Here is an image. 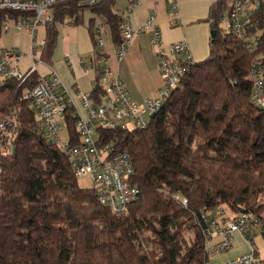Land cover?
Returning a JSON list of instances; mask_svg holds the SVG:
<instances>
[{"label":"trees","instance_id":"16d2710c","mask_svg":"<svg viewBox=\"0 0 264 264\" xmlns=\"http://www.w3.org/2000/svg\"><path fill=\"white\" fill-rule=\"evenodd\" d=\"M114 5L100 0L91 7L74 1L53 6L42 58L50 59L57 26L66 20L81 24L85 9L101 16L120 43ZM224 9L223 0L211 4L210 54L191 65L147 127L97 129L102 142L113 141L131 156L139 196L126 213H113L95 188L80 187L59 146L33 130V112L19 97L37 73L0 88V115L10 105L17 118L15 148L3 156L0 171V264H201L202 212L219 221L226 210L264 219V108L251 101L253 53L221 30ZM260 46L263 52L264 33ZM101 75L96 70L90 94L95 103L103 94ZM76 118L68 106L64 119L72 143L78 141Z\"/></svg>","mask_w":264,"mask_h":264},{"label":"built area","instance_id":"2783aa9c","mask_svg":"<svg viewBox=\"0 0 264 264\" xmlns=\"http://www.w3.org/2000/svg\"><path fill=\"white\" fill-rule=\"evenodd\" d=\"M65 1L91 7L100 0H0V38L15 29L27 32L30 42L29 54L14 47L0 46V88L8 80L23 83L30 74L37 73L35 84L24 89L19 97L29 103L33 112V130L59 146L77 179L89 177L102 204L115 214L126 213L129 205L139 196V188L131 181L134 172L131 156L127 151H117L113 141L102 142L97 129L131 130L147 127L152 116L177 88L182 76L189 71L195 60L185 40L165 45L159 39V31L153 28L150 43L155 48L163 86L154 95L138 102L133 99L120 77L108 68L102 31L103 19L96 15L91 31L94 36L93 65L95 70L102 72L100 79L103 94L101 102L93 103L89 93L75 91L81 103V109H75L72 90L52 70L47 75L38 69L39 65L48 66L41 56L46 41L45 38L37 40L38 27H46L53 19L52 7ZM223 2L225 9L220 20L221 30L240 39L244 47L253 53L250 61L251 101L255 106L264 108V51L259 50L264 33V26L260 22L261 18L264 19V0ZM170 11L173 15L176 13L175 4H171ZM154 20V15H150L138 29L133 28L126 19L120 21L122 40L115 45L118 59L125 55L133 37L141 30L151 27ZM36 51L39 52V57L35 56ZM24 57L30 59V64L25 69L21 66ZM68 106L73 107L77 117L75 130L78 141L74 143L68 136L66 139L62 136V129L66 128L64 113ZM7 111L0 115V171L3 156L10 154L15 148L14 137L17 133L16 110L9 105ZM180 201L186 205L185 198ZM201 219L204 221L202 233L205 257L201 264H212V257L227 251L237 235L244 241L247 250L219 264H264V257L259 255L255 242L258 233L264 237V219L260 215L241 211L236 215L228 214L225 220L219 221L215 218L207 219L202 212ZM216 237L221 240L214 242Z\"/></svg>","mask_w":264,"mask_h":264},{"label":"crops","instance_id":"0c3cea01","mask_svg":"<svg viewBox=\"0 0 264 264\" xmlns=\"http://www.w3.org/2000/svg\"><path fill=\"white\" fill-rule=\"evenodd\" d=\"M214 1L122 0L119 4V1L115 0L114 12L121 17V20H128L135 29L141 27L150 15L155 17L151 27L141 30L133 37L121 59H118L115 54L116 44L112 39L110 26L103 21L102 31L105 37L108 68L120 77L134 100L141 102L154 95L156 90L163 86L155 48L150 43L152 29L159 31V39L165 45L185 40L195 62L202 60L210 54L211 29L206 18ZM133 3L136 5L133 6ZM171 4L176 5L174 15L170 11ZM89 26V21L85 20L81 24H74L68 20L59 24L50 59L44 60L48 66H38L39 71L47 75H50L52 70L63 84L72 90L75 109L76 107L81 109V103L75 91L80 90L91 94L96 80V70L93 65L94 36ZM29 64L28 57L21 60L23 69ZM235 240L239 242L241 238L238 235L235 236L232 246L227 251L212 257L215 264L247 250L245 243L237 247Z\"/></svg>","mask_w":264,"mask_h":264},{"label":"rangeland","instance_id":"374dc122","mask_svg":"<svg viewBox=\"0 0 264 264\" xmlns=\"http://www.w3.org/2000/svg\"><path fill=\"white\" fill-rule=\"evenodd\" d=\"M119 4L122 3V0H118ZM96 16V14L92 13L90 11V9H85L83 11V20L88 21V19L90 17H94ZM45 38V27L44 26H39L38 27V33H37V40ZM29 36L28 34H26L24 31H17L15 29L10 30L9 32H7L6 34L1 35L0 38V46L3 47H7V48H11L14 47L16 48L18 51L24 53V54H29ZM35 56L39 57V52L36 51L35 52ZM25 62V60H24ZM62 136L64 139L67 138V131L66 128L63 127L62 129ZM77 183L80 187L83 188H90L92 187V183L91 180L89 179V177H81L77 179ZM227 214H231L230 211L226 210ZM187 232V231H186ZM193 233H192V229H189L188 232L186 233V237L190 238L192 237ZM220 237H216L214 242L220 241ZM255 242L259 251V255L261 257H264V237L258 233L256 238H255ZM237 247H241L242 245H244V241L240 240L239 242H236ZM225 260V259H224ZM212 264H215L212 260Z\"/></svg>","mask_w":264,"mask_h":264},{"label":"water","instance_id":"95a60500","mask_svg":"<svg viewBox=\"0 0 264 264\" xmlns=\"http://www.w3.org/2000/svg\"><path fill=\"white\" fill-rule=\"evenodd\" d=\"M211 41L215 37V30H210Z\"/></svg>","mask_w":264,"mask_h":264}]
</instances>
